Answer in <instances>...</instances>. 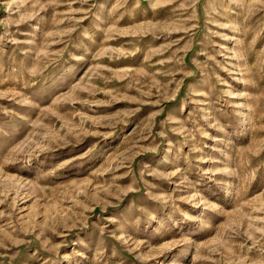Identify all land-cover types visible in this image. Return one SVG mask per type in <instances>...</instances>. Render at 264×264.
<instances>
[{"label": "rangeland", "instance_id": "374dc122", "mask_svg": "<svg viewBox=\"0 0 264 264\" xmlns=\"http://www.w3.org/2000/svg\"><path fill=\"white\" fill-rule=\"evenodd\" d=\"M0 264H264V0H0Z\"/></svg>", "mask_w": 264, "mask_h": 264}]
</instances>
